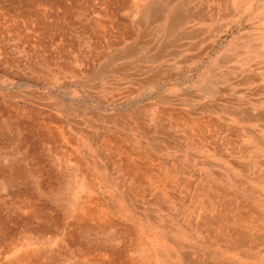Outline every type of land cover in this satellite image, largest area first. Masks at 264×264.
Masks as SVG:
<instances>
[{
    "label": "rangeland",
    "instance_id": "rangeland-1",
    "mask_svg": "<svg viewBox=\"0 0 264 264\" xmlns=\"http://www.w3.org/2000/svg\"><path fill=\"white\" fill-rule=\"evenodd\" d=\"M246 206L264 0H0V264H264Z\"/></svg>",
    "mask_w": 264,
    "mask_h": 264
},
{
    "label": "bare ground",
    "instance_id": "bare-ground-1",
    "mask_svg": "<svg viewBox=\"0 0 264 264\" xmlns=\"http://www.w3.org/2000/svg\"><path fill=\"white\" fill-rule=\"evenodd\" d=\"M250 209V208H249ZM250 212H252V211H250ZM249 214V213H248ZM253 214H254V212H253ZM253 214H250L251 216L253 215ZM264 217V215H262V214H259V216L257 217V218H263ZM253 220H255L254 219V216H253V218H252V221ZM261 220V219H260ZM252 236V235H251ZM250 236V237H251ZM259 244V241H258V239L256 238V239H254V240H252L249 244H248V250H247V252H249L250 250H252L253 248H255L254 246H256V245H258ZM252 254V253H251ZM249 256H251L250 255V252H249Z\"/></svg>",
    "mask_w": 264,
    "mask_h": 264
},
{
    "label": "crops",
    "instance_id": "crops-1",
    "mask_svg": "<svg viewBox=\"0 0 264 264\" xmlns=\"http://www.w3.org/2000/svg\"><path fill=\"white\" fill-rule=\"evenodd\" d=\"M246 208H247L246 212H247V211H248V212L252 211V212H250V214H253V212H254V214L256 215V217L259 216L258 212H257L255 209H253L252 207L249 209V207L246 206ZM248 212H247V213H248ZM248 244H249V243H248ZM258 245H259V244H258ZM258 245H256V246H258ZM256 246H254V247H256ZM247 255L249 256V252L247 253Z\"/></svg>",
    "mask_w": 264,
    "mask_h": 264
}]
</instances>
